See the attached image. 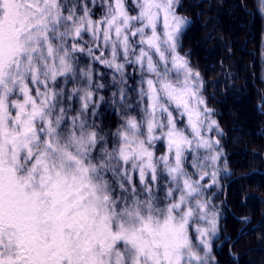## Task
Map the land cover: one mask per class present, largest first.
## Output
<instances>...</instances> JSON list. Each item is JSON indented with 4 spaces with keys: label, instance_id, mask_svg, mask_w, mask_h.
<instances>
[{
    "label": "snow or ice",
    "instance_id": "6c2138e0",
    "mask_svg": "<svg viewBox=\"0 0 264 264\" xmlns=\"http://www.w3.org/2000/svg\"><path fill=\"white\" fill-rule=\"evenodd\" d=\"M249 3L251 12L240 5L246 15L264 17V0ZM180 7L179 0H78L70 10L65 0H0V29L10 37L0 51V166L125 216L142 207L158 174L171 175L160 169L180 157L179 129H196L201 112L212 115L200 73L181 54L191 22ZM210 127L223 135L217 121ZM219 221H206L213 237ZM256 230L241 228L236 242ZM6 244L0 237V264H24L16 252L5 260ZM201 246L212 252L203 239ZM127 249L124 238L112 241L95 264H146Z\"/></svg>",
    "mask_w": 264,
    "mask_h": 264
},
{
    "label": "rangeland",
    "instance_id": "374dc122",
    "mask_svg": "<svg viewBox=\"0 0 264 264\" xmlns=\"http://www.w3.org/2000/svg\"><path fill=\"white\" fill-rule=\"evenodd\" d=\"M179 4L185 5L187 1L179 0ZM178 12L191 22L187 34L196 27V24H201L199 40L203 45L200 48L206 52L205 56H208L210 52L206 40L215 38L213 29L216 30L215 33L218 32L217 38H225L219 31L220 21L223 19L219 14V20L213 28V23L211 21L208 23L209 20L205 14L199 13L196 16L199 20L196 21L190 13L183 12V9L178 8ZM210 28L211 30L208 31ZM249 28V26L245 28L246 35H251ZM227 38L232 40L230 35ZM9 45L8 33L0 29V51L6 54ZM247 47L251 49V45ZM238 49L242 51L245 48ZM184 53H189L191 61L193 51L186 50L184 47L181 54ZM210 55H213L212 51ZM218 59H222L219 62L221 68L215 62ZM225 61L227 59H224L222 55L216 59L213 58V63L221 69V77L232 74L231 71L228 73L229 69L226 68ZM229 66L235 67L233 63ZM259 79L260 86L263 87L261 75ZM259 79L257 78L256 81L258 82ZM203 83L204 92L201 95L208 106L205 111L211 110L212 115L206 116L201 112L196 129L188 124L185 125L188 128L187 132L183 128L179 129L183 137L180 157L178 160L169 159L166 167L160 169V172L171 170V175L165 179L158 174V183L151 186L149 197L139 201L142 207L132 206L128 216H125L122 211H115L113 207L109 209L94 198L85 201L83 198L73 197L70 189L60 194H52L39 187L40 181L35 177L29 181L28 174L24 176H20L19 173L11 174L6 167L0 166V237L7 242L6 248L9 249L5 260L8 261L11 253L16 252L18 259L26 257L24 264H66V258L74 264H95L105 245L122 237L128 244L125 254L135 248L136 255H144L147 258L146 264H169V262L171 264H215L217 260L215 250L218 251L225 240L224 233L220 234L221 223L226 219L223 215L225 209L234 219L241 216L232 215L230 202H228L229 186L232 185L233 178L224 184L220 179L228 174L221 167L225 157L223 151L225 134L216 118L215 111L209 107L211 92L204 80ZM244 83L242 76L240 84L244 85ZM228 87L232 92L239 90L236 85L230 83ZM238 98L239 96L236 97ZM258 102L260 104L255 105L256 111L264 115L262 114L264 113V97ZM192 106L194 110L199 108L195 103ZM231 118L234 120L233 130L243 123L237 118V114L234 116L232 114ZM212 120L218 122L222 136L218 132H213L210 127ZM244 126L245 130H248V125L244 124ZM240 127L243 128L241 125ZM249 148V150L252 149V154L256 152L251 146ZM163 154L166 157L169 155L167 152ZM156 166L159 168L158 163ZM244 166H248L247 162L245 165L241 164L240 171L245 170L242 168ZM255 167L256 165L250 164L247 168H251L253 174L258 171L264 173L260 169L253 171ZM66 175L69 176V183H71L70 174ZM205 177L208 178L207 181ZM141 196L143 192L139 193L137 199ZM217 216L220 217V221L217 235L213 237L212 225L206 221L216 220ZM238 224V229L234 230L227 240L231 238L229 256L230 252L233 253L240 258L239 264H242L244 261L242 257L247 259L251 257L252 252L234 253L233 248L240 247V244L249 239L245 235L238 243L236 242L238 231L241 228H248L251 223ZM201 239L212 245V252L202 248ZM230 258L233 261V257L230 256Z\"/></svg>",
    "mask_w": 264,
    "mask_h": 264
},
{
    "label": "trees",
    "instance_id": "16d2710c",
    "mask_svg": "<svg viewBox=\"0 0 264 264\" xmlns=\"http://www.w3.org/2000/svg\"><path fill=\"white\" fill-rule=\"evenodd\" d=\"M186 1L187 4H182L180 8L183 9V12L190 13L196 21L199 20L196 18L199 13L200 15L205 14L209 20L208 23L211 21L214 28L219 20L218 14L223 17L220 21L219 31H221V36H225V38H217L216 33L218 32L215 33L216 30L213 29L212 33L215 38L211 35L212 38L206 40L209 54L212 51L213 55L205 56L206 52L200 48L203 46L199 40L200 23L196 24V27H193V30L186 34L183 38V45L186 50L193 51L191 65L200 73L201 78L206 82V87H209L211 92L209 107L215 111L217 116L215 117L226 137L223 139V151L225 152L221 166L223 169H220L224 170L225 173L228 172V174L220 177V179L224 184L233 178L232 185L229 186L228 196L232 215L248 217L251 220L248 229H258L247 235L249 239L240 244V247L235 246L236 250L233 248L234 253L247 254L252 252L251 257L247 259L242 257L244 259L242 264H264V240L261 239L264 237V228L259 227L264 222V173L258 171L253 174L251 168H247L250 164H254L256 167L253 171L259 169L264 171V136L262 135L264 134V115H260L255 106H259L260 102L257 103V101L264 97V86H260L261 81L259 79V75H261V80L264 83V78H262L264 73V17L246 15L244 8L240 5H247L248 11L251 12L249 0H183V2ZM65 3L70 10H75L78 7V0H65ZM201 20L203 21V19ZM247 26L250 27L251 35H246L247 29L245 28ZM210 30L211 28L208 29V31ZM208 31H206L207 34ZM228 35L232 40L227 38ZM249 45H251V49H247ZM238 48L245 49L239 51ZM221 55L227 59L225 66L229 69L228 73L231 71V77L227 74L221 77L219 62L222 59L215 61L220 68H217L213 63V58L216 59ZM228 61L233 63L235 67L231 68ZM242 76L244 85L240 84ZM249 76L250 78H248ZM257 78L259 79L258 82L256 81ZM225 79L227 80L226 84ZM228 83L236 85L239 90L232 92ZM237 96H239L238 99H236ZM232 114L233 116L237 114V118L243 121V123L240 122L243 128L238 125L235 130L232 129L234 121L231 118ZM244 124L248 125V130H245ZM250 146L255 149V153L252 154V149L249 150ZM246 162L248 166L242 167L245 170L240 171L241 164L245 165ZM113 208L117 211L115 207ZM223 215L226 216V219L221 223L220 234L224 233L223 239L225 240H223L222 247L218 251L215 250V257L217 258L215 264H233L229 256L231 244L227 237L238 229L239 224L226 209ZM260 242L262 244H259Z\"/></svg>",
    "mask_w": 264,
    "mask_h": 264
}]
</instances>
